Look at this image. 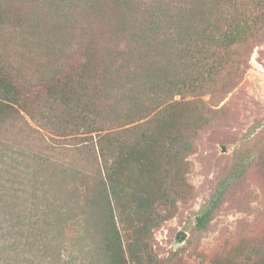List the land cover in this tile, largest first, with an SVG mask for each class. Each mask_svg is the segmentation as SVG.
Instances as JSON below:
<instances>
[{
    "label": "trees",
    "instance_id": "1",
    "mask_svg": "<svg viewBox=\"0 0 264 264\" xmlns=\"http://www.w3.org/2000/svg\"><path fill=\"white\" fill-rule=\"evenodd\" d=\"M112 5L120 30L131 24L138 40L159 38L157 58L147 63L143 75H136L128 62L118 78L142 80L139 88L153 100L140 99L129 89L123 107L105 104L114 72L110 64L97 60L92 44L83 47L84 60L77 66L38 68L34 85L27 83L22 66L0 54V126L13 117L25 125L36 122L37 128L54 135H88L97 170L88 198L94 229L87 235L92 236L98 264H158L150 254L152 232L194 194L188 157L198 129L211 117L209 101L202 96L212 99L236 85L253 46L264 37V0H112ZM7 7L0 0V26L10 18ZM176 95L180 99H174ZM5 150L0 140L2 163L11 155L3 154ZM252 157L237 159L217 182L195 216L197 230L206 228L230 183L248 169ZM257 158L254 167L264 186V154ZM15 197L0 194V230L4 220L5 229L25 228ZM27 230L45 231L44 249L63 243L36 223ZM15 239L13 259L7 264H20L26 246L22 238ZM199 264H264V231L225 243L201 256Z\"/></svg>",
    "mask_w": 264,
    "mask_h": 264
},
{
    "label": "rangeland",
    "instance_id": "2",
    "mask_svg": "<svg viewBox=\"0 0 264 264\" xmlns=\"http://www.w3.org/2000/svg\"><path fill=\"white\" fill-rule=\"evenodd\" d=\"M3 1L10 18L0 26V54L23 67L30 85L37 81V69L43 65L77 66L84 60L83 47L92 44L97 60L110 64L114 72L110 91L103 98L105 104L123 107L121 100L129 89L140 99L153 100L139 88L142 80L132 81L125 74L122 81L118 78L128 62L136 75H143L147 63L157 58L159 38L138 40V31L131 24L126 31L120 30L112 0ZM202 98L209 101L211 117L198 129L188 157L194 194L179 202L174 215L152 232L150 254L158 264H199L201 256L225 243L264 231V186L254 167L257 156L264 154V37L253 46L248 66L233 88L212 99L209 94ZM18 121L11 117L0 126V140L6 146L3 154L11 153L0 162V194H16L25 228L5 229L3 215H8H1L0 264L12 262L16 237L26 242L20 264H47L48 259L49 264L63 260L98 264L92 236L87 235L95 221L88 205L97 170L94 145L85 134L54 135L37 128L36 122L25 125ZM249 154L254 156L251 165L230 183L206 228L197 230L195 216L217 182L237 159ZM14 156L19 157L13 161ZM31 222L52 231L62 245L44 249L41 239L45 231L27 230ZM180 231L185 236L178 240Z\"/></svg>",
    "mask_w": 264,
    "mask_h": 264
},
{
    "label": "water",
    "instance_id": "3",
    "mask_svg": "<svg viewBox=\"0 0 264 264\" xmlns=\"http://www.w3.org/2000/svg\"><path fill=\"white\" fill-rule=\"evenodd\" d=\"M222 149H223V148H222ZM184 236H185V233L182 232V231H180V232H178V234H177V239H178V240H181V239L184 238Z\"/></svg>",
    "mask_w": 264,
    "mask_h": 264
}]
</instances>
